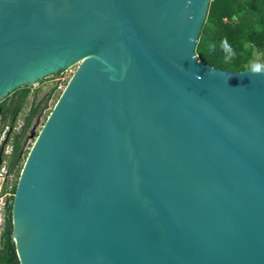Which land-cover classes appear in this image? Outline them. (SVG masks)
Segmentation results:
<instances>
[{
	"label": "water",
	"instance_id": "95a60500",
	"mask_svg": "<svg viewBox=\"0 0 264 264\" xmlns=\"http://www.w3.org/2000/svg\"><path fill=\"white\" fill-rule=\"evenodd\" d=\"M212 0H0V101L78 64L13 198L20 264H264V65L196 45Z\"/></svg>",
	"mask_w": 264,
	"mask_h": 264
},
{
	"label": "trees",
	"instance_id": "16d2710c",
	"mask_svg": "<svg viewBox=\"0 0 264 264\" xmlns=\"http://www.w3.org/2000/svg\"><path fill=\"white\" fill-rule=\"evenodd\" d=\"M196 54L202 62L228 71L264 65V0H212L196 45ZM30 92L29 86L19 87L0 101L3 124L8 122L14 126ZM40 106L33 104L24 117L22 128L8 133L13 143L9 159L11 174L17 170L24 145L22 139L31 128ZM17 183L10 191L12 200ZM12 208V204H7L1 232L0 264H20L12 239Z\"/></svg>",
	"mask_w": 264,
	"mask_h": 264
},
{
	"label": "rangeland",
	"instance_id": "374dc122",
	"mask_svg": "<svg viewBox=\"0 0 264 264\" xmlns=\"http://www.w3.org/2000/svg\"><path fill=\"white\" fill-rule=\"evenodd\" d=\"M257 64V62H254ZM78 68V64L57 74L56 76H51L40 80L31 85V92L26 98L23 110L18 114V119L14 124V127L18 128L14 130V133L18 131L23 126V120L33 104H40V109L38 115L33 120L31 128L28 130L27 134L23 137L24 142L23 150L20 155V160L18 162L17 170L14 171L8 180V186L15 185L17 180L20 178L23 167L33 147L39 133L41 132L47 118L51 114L53 108L55 107L57 101L59 100L61 94L63 93L65 87L70 81L71 77ZM8 123V122H7ZM11 126V124L9 123ZM5 126V125H4ZM20 169V170H19ZM18 171V172H17ZM13 200L9 201L8 204H12ZM0 230V246H1V232ZM13 238V237H12Z\"/></svg>",
	"mask_w": 264,
	"mask_h": 264
},
{
	"label": "built area",
	"instance_id": "2783aa9c",
	"mask_svg": "<svg viewBox=\"0 0 264 264\" xmlns=\"http://www.w3.org/2000/svg\"><path fill=\"white\" fill-rule=\"evenodd\" d=\"M5 125V126H4ZM18 128L10 126L9 124H3L0 121V149L6 155V158L0 162V230L4 228L6 218V206L11 200L12 193L11 186H5L10 178L9 160L8 156L13 152V143L9 138V132L17 130ZM7 188V189H6Z\"/></svg>",
	"mask_w": 264,
	"mask_h": 264
},
{
	"label": "crops",
	"instance_id": "0c3cea01",
	"mask_svg": "<svg viewBox=\"0 0 264 264\" xmlns=\"http://www.w3.org/2000/svg\"><path fill=\"white\" fill-rule=\"evenodd\" d=\"M0 121L3 122V121H2V115H1V113H0ZM7 124H9V123H7ZM11 154H12V153H11ZM11 154L7 157L8 160L10 159ZM4 158H6V155H5L4 152L0 149V162H1V160H3Z\"/></svg>",
	"mask_w": 264,
	"mask_h": 264
}]
</instances>
